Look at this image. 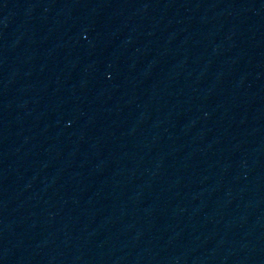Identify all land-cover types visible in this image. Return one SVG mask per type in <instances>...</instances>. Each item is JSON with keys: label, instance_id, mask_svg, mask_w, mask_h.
Returning a JSON list of instances; mask_svg holds the SVG:
<instances>
[{"label": "water", "instance_id": "obj_1", "mask_svg": "<svg viewBox=\"0 0 264 264\" xmlns=\"http://www.w3.org/2000/svg\"><path fill=\"white\" fill-rule=\"evenodd\" d=\"M0 264H264V0H0Z\"/></svg>", "mask_w": 264, "mask_h": 264}]
</instances>
